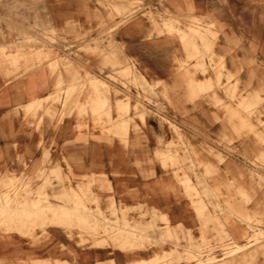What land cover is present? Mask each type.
<instances>
[{
    "label": "crops",
    "instance_id": "obj_1",
    "mask_svg": "<svg viewBox=\"0 0 264 264\" xmlns=\"http://www.w3.org/2000/svg\"><path fill=\"white\" fill-rule=\"evenodd\" d=\"M124 1L0 0V198L9 202L0 206L8 216L0 221V264H142L173 251H126L123 242L79 232L100 227L111 206L154 215L155 223L132 218L135 226L153 227L156 242L175 235L183 244L216 247L224 237L238 248L249 237L245 218L264 211V187L251 166L264 158V128L254 119L264 124V0H139L143 10L129 19L102 5ZM34 20L44 25L37 34L44 28L69 40L100 34L111 48L101 59L82 57L70 75L25 54L13 65L7 59L15 56L13 37L32 35ZM193 21L209 38L208 54L199 42L163 31L172 25L188 35ZM191 52L198 59L189 60ZM216 65L233 95L214 88ZM126 67L165 87L163 109H129L115 124L105 117L95 125L87 116L59 126L44 107L35 110L75 70L111 77ZM107 101L117 121V100ZM228 259L264 264V243Z\"/></svg>",
    "mask_w": 264,
    "mask_h": 264
},
{
    "label": "rangeland",
    "instance_id": "obj_2",
    "mask_svg": "<svg viewBox=\"0 0 264 264\" xmlns=\"http://www.w3.org/2000/svg\"><path fill=\"white\" fill-rule=\"evenodd\" d=\"M102 5L106 7L111 16L113 14L125 19H129L143 10L139 0H129L119 3L105 2ZM16 6H14L15 12L17 10ZM147 17L152 21L155 20L151 14H147ZM16 23L20 22L17 21ZM191 25L193 27H189L188 35H184L172 25H163V31L168 35L177 34L181 41H188L191 45L199 42L204 53L208 54V36L204 32H201L198 23L195 21ZM29 26L33 29L31 30L32 35L13 37L15 42L13 50L15 56L14 58L7 57V59H10V63L13 62V65H16L19 60H22L23 54H25L33 58L35 63L48 65L51 71L64 70L70 75L74 70L76 62H80L82 57L101 59L104 48H111V45L105 47L106 41L104 39L106 37L104 38L100 34L97 37L77 36L69 40L49 28H44L42 34H37L38 29L44 27L42 21L39 23V21L34 20ZM4 52V50H0L2 57L5 54ZM202 56L201 54V59L203 58ZM188 59L194 60L198 59V57L191 52V56ZM192 71L201 73L202 75L205 74V69L202 68L195 67ZM214 72L216 75L214 88L225 90L226 95H233V93L230 94L232 88H230L229 84L227 83L224 86L221 83L223 79L221 66H214ZM103 77V74L98 72L97 75L84 73L80 76L79 72L75 70L72 81L66 85L58 84L55 87L54 93L44 100L42 102L43 104L36 105L35 110L37 111L44 107L46 109L45 117L55 122V126H59L66 120L73 118L81 120L87 116L93 119L95 125L100 124L105 117L108 118L110 124H115L123 118L129 109H133V112H138L139 110L152 111L165 107L164 101L167 95L165 87L158 83H146L136 74L133 68L126 67L111 77H104L109 83L105 82L102 79ZM229 81L230 78L227 79V82ZM208 90H213V87H210ZM110 95L117 100L115 104L117 121L114 122L111 121L107 114L110 109L107 99ZM246 111L248 112V118H253L251 114L252 110L248 109ZM154 118L161 122L166 121L165 117L158 114ZM167 118H171V116L168 115ZM254 119L259 126L264 128V124L261 123L259 116H255ZM262 160L263 162L259 161L260 164L255 162L251 165L254 169V175L257 178V186L259 188L264 187V158ZM171 166L176 165L171 163ZM190 166V171L192 172L193 166ZM16 183L14 182V184L12 183L2 188L4 190H6V187L12 188L16 186ZM10 198L12 199L14 197ZM7 204H9L7 199L1 197L0 206L4 207ZM92 204L97 205L95 202ZM110 209L112 210L109 211V219L105 222H100V227L97 225L87 229H81L79 227V232L93 237L106 236L112 245H118L120 242H123V248L126 251H139L149 248L157 250L163 248V246H168L173 250L169 254H163L160 257H155L154 260L148 263L142 264H229L228 258H231L238 252L245 251L251 246L264 243V211L258 216L245 218L244 223L248 228L249 237H246L244 245L238 248L233 245H225L224 237H219L220 243L216 247L208 243L201 244V246L193 245L191 240L189 243L183 244L182 239L175 235L167 236L156 242L154 238H151V234H154L153 227L141 228L135 226L134 219L132 218L137 213L141 219L149 218L155 223L157 220L154 215L141 214V212H136L135 210L117 212L113 210L112 206ZM7 217L5 213H0V221L6 220ZM22 222L23 220L14 221L16 224ZM158 222L165 223L163 220H159ZM1 230H4V227H0ZM217 250L222 252L220 259L215 256V251Z\"/></svg>",
    "mask_w": 264,
    "mask_h": 264
},
{
    "label": "bare ground",
    "instance_id": "obj_3",
    "mask_svg": "<svg viewBox=\"0 0 264 264\" xmlns=\"http://www.w3.org/2000/svg\"><path fill=\"white\" fill-rule=\"evenodd\" d=\"M6 198V197H5ZM7 199V198H6Z\"/></svg>",
    "mask_w": 264,
    "mask_h": 264
}]
</instances>
